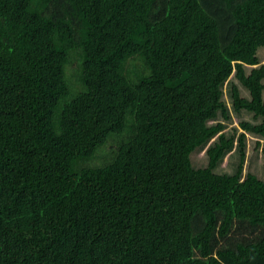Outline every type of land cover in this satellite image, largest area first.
Instances as JSON below:
<instances>
[{
  "label": "trees",
  "instance_id": "1",
  "mask_svg": "<svg viewBox=\"0 0 264 264\" xmlns=\"http://www.w3.org/2000/svg\"><path fill=\"white\" fill-rule=\"evenodd\" d=\"M261 48L264 0H0V264H264Z\"/></svg>",
  "mask_w": 264,
  "mask_h": 264
},
{
  "label": "rangeland",
  "instance_id": "2",
  "mask_svg": "<svg viewBox=\"0 0 264 264\" xmlns=\"http://www.w3.org/2000/svg\"><path fill=\"white\" fill-rule=\"evenodd\" d=\"M257 56L259 59V65L264 64V48H261L257 51ZM246 72L248 73L250 70V67L245 68ZM232 83H235V80L230 79L228 82H225V85L223 87L225 93H223V100L226 103V109L229 115V118L227 120H223L225 123V129L223 130V134L225 136H230L231 134L234 135V144L237 143L238 137L241 135V133H244L239 128V123L243 121L247 122H253L252 116L245 112L241 111L240 113H236L233 111L231 101L229 98V89ZM242 96H247L246 92H242ZM217 118H220V115H218ZM220 120V119H219ZM216 121V120H215ZM212 122H208V124H212ZM245 159H244V165H243V175L246 172H251L252 174L258 176L260 175V179H264L263 174V168H262V161L260 154L258 153L261 149V147L264 146V139L257 138L253 135H249V133H245ZM217 136L213 138V140H216ZM212 140V141H213ZM211 141V142H212ZM256 141H259V146L256 145ZM237 147L233 148L229 153L226 154L222 162L219 163L217 170L215 172L221 173H229L232 174L236 171V167L239 162V153H237L238 150H236ZM192 158V162L195 166V168H204L206 167V160L207 157L204 155V151L202 149L197 150ZM206 160H205V159ZM249 172V173H250Z\"/></svg>",
  "mask_w": 264,
  "mask_h": 264
}]
</instances>
